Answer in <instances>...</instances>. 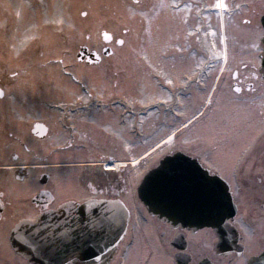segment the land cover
Segmentation results:
<instances>
[{"label": "flooded vegetation", "instance_id": "obj_1", "mask_svg": "<svg viewBox=\"0 0 264 264\" xmlns=\"http://www.w3.org/2000/svg\"><path fill=\"white\" fill-rule=\"evenodd\" d=\"M178 2L194 22L193 37L214 32L217 39L208 42V51L215 54L187 62L192 72L176 78L172 88L167 78L157 82L142 107L134 93L131 110L124 107V93L114 91L116 81L110 83L111 93L91 92L87 77L76 79L53 57L35 66L38 38L20 27L11 29L7 75H0V88L5 89L0 96V264H31L11 243L15 223L64 202L90 199H118L128 210L126 234L107 264H264V0H226L241 5L231 11L210 7L216 0ZM105 30L93 35L84 29L76 44L80 65L96 67L118 54L122 37L107 30L113 38L105 39ZM83 48L85 56L79 60ZM8 52L24 63L8 59ZM97 52L99 61L89 63L87 57L97 59ZM60 74L71 77L69 84L79 90L61 92L54 80ZM146 112L147 120L142 117ZM128 113L131 140L124 136ZM37 122L47 131H33ZM173 133L171 143L161 144ZM129 143L145 145L148 154L157 146L161 151L137 171L122 155ZM177 151L226 182L236 205L226 220L236 224L223 221L219 233L209 226L172 225L150 213L138 186L148 169ZM113 158L120 168L104 166Z\"/></svg>", "mask_w": 264, "mask_h": 264}, {"label": "rangeland", "instance_id": "obj_2", "mask_svg": "<svg viewBox=\"0 0 264 264\" xmlns=\"http://www.w3.org/2000/svg\"><path fill=\"white\" fill-rule=\"evenodd\" d=\"M178 1L169 0L165 5L163 0H157L159 6L155 9L153 0H0V75H7L8 36L11 29L17 26L27 35L35 34L38 38L35 66L40 67L52 57H63L60 64L66 65L76 79L87 77L88 82L91 81V92L111 93L110 83L116 81L119 88H114V91L124 93V107L131 110L134 93L139 94L142 107L144 103L148 104L150 96L156 91L157 82L167 78L172 88L176 78L182 77L184 72H192V64L187 62L209 60V56L215 54L208 51V42L217 39L214 32L210 37L203 34L198 39L193 37L194 22H190L185 8L179 9L181 3ZM85 12L87 15L83 14ZM60 18H63L61 23L54 22ZM124 27L128 28L127 32L123 31ZM84 29H90L93 35L102 29L116 32L124 43L118 48L117 55L88 68L80 65L76 58V44L82 40ZM8 59L24 63L23 60H16L11 52H8ZM115 61L119 63L118 67L113 64ZM69 78L60 74L58 79H53L59 82L61 92L75 93L79 89L69 84ZM104 82L107 83L105 87ZM175 109V106L171 108L172 111ZM126 116L124 136L131 140V115L128 113ZM126 116L124 114V118ZM142 117L147 120L148 112ZM147 150L145 145L133 147L129 143L122 155H127V159L133 162ZM108 151L112 153L114 149L109 147ZM160 151L158 147L130 165L137 171L140 165L143 170L150 157Z\"/></svg>", "mask_w": 264, "mask_h": 264}, {"label": "water", "instance_id": "obj_3", "mask_svg": "<svg viewBox=\"0 0 264 264\" xmlns=\"http://www.w3.org/2000/svg\"><path fill=\"white\" fill-rule=\"evenodd\" d=\"M84 56L83 48L78 53L79 60ZM262 60L264 66V55ZM88 61L98 62L99 58ZM138 192L150 213L174 225H208L219 232L222 221L236 209L224 182L209 176L199 163L179 152L165 156L150 169ZM112 213H116L115 220ZM34 217H40L45 224L67 220L72 231L70 238L52 249L35 239L27 218L18 221L11 231V242L32 264H106L122 241L129 220L127 208L118 199L68 201Z\"/></svg>", "mask_w": 264, "mask_h": 264}, {"label": "snow or ice", "instance_id": "obj_4", "mask_svg": "<svg viewBox=\"0 0 264 264\" xmlns=\"http://www.w3.org/2000/svg\"><path fill=\"white\" fill-rule=\"evenodd\" d=\"M241 5L239 4H234V5H230L228 2H226V0H216L215 4L210 5V7H214L218 10H227V11H231L232 7H236L239 8ZM84 15H87V13H83ZM63 18L57 19L54 22L55 23H61ZM245 20L247 22L250 23V21H248V18L245 17ZM124 32L128 31V28L124 27L123 28ZM103 36L105 37V39L111 40L113 38L112 33L105 30L103 32ZM118 43L123 44L124 40L121 38L118 40ZM221 55H224V53H221ZM97 58H99V53H96ZM56 60L58 61H63V57L57 56L55 57ZM88 60H91L92 57L88 56L87 57ZM236 75H239V73H235ZM13 76H16L17 73L13 72L12 73ZM255 75V74H253ZM169 83H171V81H169ZM236 91L240 92L241 91V86L237 83L236 84ZM254 86L252 83L248 84V88L252 89ZM5 95V89L0 88V96ZM44 128L45 131H47V128L45 127L44 124L37 122L35 128L33 129V131L38 130ZM175 136V133H173L172 135L167 136L166 140H161V144H169L173 141V138ZM128 147H131L130 145ZM159 147V146H157ZM145 156L148 155V153H144ZM133 163H136V161L134 160ZM105 167H112V168H120L122 165L120 162H117L115 160V158H113L112 163L111 164H105ZM119 209L116 210V212H118ZM113 216V220H115L116 218V213H112ZM30 222H31V228L33 231V234L35 236L36 240H39L41 243H44L46 245V247L48 248H52V249H56L58 248L59 244L61 242H63L64 240L70 238V233L72 231V226L69 225V222L67 220L65 221H61L58 224H45L43 222V220L40 217H28L27 218ZM237 221L234 219H230V220H226L225 224L226 225H233L236 224ZM85 227H90V225H84ZM76 228H79V225L75 226ZM35 243V241H34Z\"/></svg>", "mask_w": 264, "mask_h": 264}, {"label": "bare ground", "instance_id": "obj_5", "mask_svg": "<svg viewBox=\"0 0 264 264\" xmlns=\"http://www.w3.org/2000/svg\"><path fill=\"white\" fill-rule=\"evenodd\" d=\"M148 152H149V151H147V153H148ZM144 156H145V155H142V156H141V157H139L138 159L136 158V160H135V161H136V162H137V161H139V159H140V158H142V157H144Z\"/></svg>", "mask_w": 264, "mask_h": 264}]
</instances>
